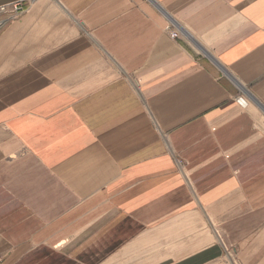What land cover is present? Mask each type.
Wrapping results in <instances>:
<instances>
[{
    "label": "crops",
    "instance_id": "crops-1",
    "mask_svg": "<svg viewBox=\"0 0 264 264\" xmlns=\"http://www.w3.org/2000/svg\"><path fill=\"white\" fill-rule=\"evenodd\" d=\"M0 10V264H264V0Z\"/></svg>",
    "mask_w": 264,
    "mask_h": 264
},
{
    "label": "built area",
    "instance_id": "built-area-1",
    "mask_svg": "<svg viewBox=\"0 0 264 264\" xmlns=\"http://www.w3.org/2000/svg\"><path fill=\"white\" fill-rule=\"evenodd\" d=\"M1 11V10H0ZM10 11V18H16L18 17L20 14L23 13L24 9L20 4H15L11 9H9ZM2 25V23L0 22V26ZM171 36L174 37L175 33L171 32ZM237 101L240 104H246L245 99L242 96L237 97Z\"/></svg>",
    "mask_w": 264,
    "mask_h": 264
}]
</instances>
